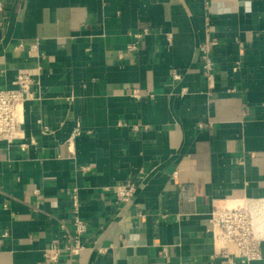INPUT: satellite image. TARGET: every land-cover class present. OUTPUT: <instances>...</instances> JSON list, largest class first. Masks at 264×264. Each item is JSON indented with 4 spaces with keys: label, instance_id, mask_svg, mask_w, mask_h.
Returning <instances> with one entry per match:
<instances>
[{
    "label": "crops",
    "instance_id": "crops-1",
    "mask_svg": "<svg viewBox=\"0 0 264 264\" xmlns=\"http://www.w3.org/2000/svg\"><path fill=\"white\" fill-rule=\"evenodd\" d=\"M24 68L36 99L0 142V264H264V241L259 260L216 256L208 222L264 200V0H0V88ZM74 189L84 247L47 262Z\"/></svg>",
    "mask_w": 264,
    "mask_h": 264
},
{
    "label": "built area",
    "instance_id": "built-area-1",
    "mask_svg": "<svg viewBox=\"0 0 264 264\" xmlns=\"http://www.w3.org/2000/svg\"><path fill=\"white\" fill-rule=\"evenodd\" d=\"M213 32L214 28L210 20L206 18L204 39L198 45V52L201 73L209 90L213 86L214 62L212 56L218 44ZM136 36L139 37L140 34ZM18 47L21 48L20 43ZM31 48L35 50L36 44H32ZM128 48H134V45L131 44ZM37 74L38 68L20 69L15 76L12 87L0 88V142L12 144L23 138L24 103L36 99L33 86L37 82ZM172 78L179 79L180 76L177 73H172ZM19 147L24 149L26 144L20 143ZM135 187L133 182H124L115 186L114 193L117 201L120 203L128 202L135 192ZM73 191L74 234H68L62 246L54 245L44 250L43 256L47 262L56 263L61 256L71 259L78 255L84 247L81 237L86 232V224L78 216L75 189ZM258 211L256 208L252 209L248 201L234 205H214L208 222L216 256L222 258L238 257L248 261L261 258V244L264 239L260 230L255 227Z\"/></svg>",
    "mask_w": 264,
    "mask_h": 264
},
{
    "label": "bare ground",
    "instance_id": "bare-ground-1",
    "mask_svg": "<svg viewBox=\"0 0 264 264\" xmlns=\"http://www.w3.org/2000/svg\"><path fill=\"white\" fill-rule=\"evenodd\" d=\"M244 201H241V202H238L237 201V203L238 204H242ZM264 202V200H259V201H256L255 202V204H257V209H259V211H258V216H257V218H256V221H255V227H257V229H259L260 230V233H261V236H262V238L264 239V237H263V230H264V225H262V227H260V225H259V218H261L262 216H263V214H264V206H262V204L261 203H263ZM237 203H230V205H234V204H237Z\"/></svg>",
    "mask_w": 264,
    "mask_h": 264
}]
</instances>
